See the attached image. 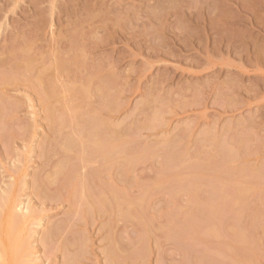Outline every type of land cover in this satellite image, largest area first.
I'll return each instance as SVG.
<instances>
[{
	"label": "rangeland",
	"instance_id": "obj_1",
	"mask_svg": "<svg viewBox=\"0 0 264 264\" xmlns=\"http://www.w3.org/2000/svg\"><path fill=\"white\" fill-rule=\"evenodd\" d=\"M0 59L25 264H264V0H0Z\"/></svg>",
	"mask_w": 264,
	"mask_h": 264
},
{
	"label": "bare ground",
	"instance_id": "obj_2",
	"mask_svg": "<svg viewBox=\"0 0 264 264\" xmlns=\"http://www.w3.org/2000/svg\"><path fill=\"white\" fill-rule=\"evenodd\" d=\"M7 60H9V59H7ZM3 61H4V59H2V60L0 59V68H2ZM5 67L6 66H4V68ZM11 67H13V66H9V69ZM13 80L14 79H8V78L4 77V75L2 77L0 76V87H1L0 92L6 93V91L7 92L11 91V89L14 88V81ZM4 90H6V91H4ZM37 190L39 191V188ZM5 194H6V196L5 197L3 196L4 198L2 197L3 202L1 201V203H0V264H25V262L22 261L25 258L24 252L21 249L17 248V246H15V247L10 246L8 244V241L13 239V238L11 239L12 233L16 237V239L22 240V237H23L22 236L23 235L22 230H19V231H17L16 234H14V221L12 220V218L14 216H19L20 218H22V220L20 221V224H22V226L28 225L30 223V219L27 215H28V212L30 211V209L28 207L26 208L25 204H24L25 207H23V209L21 207L22 205L17 204V199H16V195L14 194V192L10 193L9 195L7 192H5ZM34 194L37 196V198L40 197V199H39L40 203L43 204L44 203L43 202L44 201V197H43L44 193L41 194L40 192H35Z\"/></svg>",
	"mask_w": 264,
	"mask_h": 264
}]
</instances>
